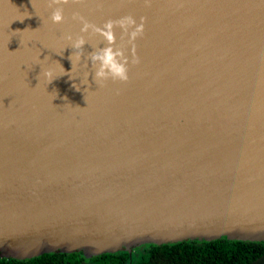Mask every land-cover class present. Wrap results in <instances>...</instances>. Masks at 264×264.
<instances>
[{"label":"water","instance_id":"95a60500","mask_svg":"<svg viewBox=\"0 0 264 264\" xmlns=\"http://www.w3.org/2000/svg\"><path fill=\"white\" fill-rule=\"evenodd\" d=\"M48 5L0 0V258L264 244V0ZM73 13L146 17L139 64L115 29L128 82L94 81Z\"/></svg>","mask_w":264,"mask_h":264},{"label":"trees","instance_id":"16d2710c","mask_svg":"<svg viewBox=\"0 0 264 264\" xmlns=\"http://www.w3.org/2000/svg\"><path fill=\"white\" fill-rule=\"evenodd\" d=\"M263 257L264 244L217 240L144 245L132 254L120 251L93 258L81 253L44 254L25 261L0 258V264H253Z\"/></svg>","mask_w":264,"mask_h":264},{"label":"clouds","instance_id":"9594fccd","mask_svg":"<svg viewBox=\"0 0 264 264\" xmlns=\"http://www.w3.org/2000/svg\"><path fill=\"white\" fill-rule=\"evenodd\" d=\"M80 4L83 0H49V7L57 6L51 14V21L54 24H61L65 21L64 10L61 5H67L69 3ZM148 0H146V4ZM30 14L27 13L26 16ZM72 19L78 21L82 27L81 33L97 35L102 38L104 47H98V50L89 53V59L92 66L95 68L93 79L100 86L104 85V82L111 79L112 81L128 82L129 80V60L125 54L124 43L117 45L115 29L121 30V41L124 42L127 39V44L132 48L131 64L136 65L140 63V58L136 55L135 42L138 38H141L144 34V26L146 23V17H140L139 24L132 15H127L116 20L109 19L103 26H97L89 22L85 17L79 13H73ZM66 39L73 41L72 35H67ZM86 40L83 35H79L73 41L72 47L75 50L74 55L76 60L79 61L83 54V46ZM73 54V53H72ZM44 76L51 81L53 77V71L51 69L44 72Z\"/></svg>","mask_w":264,"mask_h":264},{"label":"rangeland","instance_id":"374dc122","mask_svg":"<svg viewBox=\"0 0 264 264\" xmlns=\"http://www.w3.org/2000/svg\"><path fill=\"white\" fill-rule=\"evenodd\" d=\"M142 246H144V245H141V246L137 247L136 249H138V248H140V247H142ZM136 249H134L133 251H135ZM86 263H87V262H86ZM253 264H264V257H263L262 259L256 261V262L253 263Z\"/></svg>","mask_w":264,"mask_h":264}]
</instances>
